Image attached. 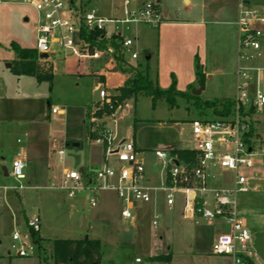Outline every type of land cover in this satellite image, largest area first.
Segmentation results:
<instances>
[{
    "label": "rangeland",
    "instance_id": "374dc122",
    "mask_svg": "<svg viewBox=\"0 0 264 264\" xmlns=\"http://www.w3.org/2000/svg\"><path fill=\"white\" fill-rule=\"evenodd\" d=\"M78 1L97 6L103 15L111 16L112 6L122 0ZM202 3L203 0H190L189 3L160 0L159 7L162 12H168V19L197 20L200 19ZM253 6L263 9L261 4ZM229 10L217 16L210 13L206 16L204 53L207 64L201 68L205 80L200 84L196 74L192 88L184 90L185 94L195 97L174 94L170 103L164 97L154 101L142 93L125 100L122 109L113 115L104 111L107 102L119 93L120 88L129 84L137 71L144 70L147 63L150 64V78L156 81L158 28L140 24H131L129 29L122 26L123 34L133 39V49L139 58L128 56L131 62L119 63L120 68L115 72H106L111 68L100 67L96 60H84L79 65L83 61L61 53L45 60L38 59L40 72L50 71L55 61L53 80L39 82L34 77L19 78L12 71L17 58L12 43L29 48L36 46V10L26 4L0 6V166L11 169L14 156L22 148L30 152L31 159L25 167L26 189H4L2 186L16 182L0 172V264H54L55 239L80 240L83 236L100 240V264H136L137 257L142 260L137 264H231L228 257L214 254L212 249L217 235L227 231L225 222L187 220L181 215V200L173 209H163V225L155 228L153 212L146 211L144 206L135 218L122 217V203L113 190L99 191L97 204L92 206L89 196L93 192L85 187L86 176L82 180L84 187L78 188L73 197L69 196L68 189L59 187L65 168L80 172L84 169L87 176L93 178L97 169L102 167L103 146L92 143L90 132L99 134L108 128L119 138L134 139L143 151L146 167L154 181L161 169V161L154 155L156 149L195 147L191 121L218 117L210 109L199 108L195 102L233 99L237 93L239 57L235 22L238 18L235 9ZM138 27L149 30L147 37L142 36L147 40L146 46L142 45L141 35L136 34ZM114 28V24H107L109 32ZM261 40L264 42V35ZM151 51H154L153 59H146ZM85 63H94L97 68L101 80L97 85V76L83 66ZM101 88H105L107 96L99 100ZM200 89H203L201 93L196 94L195 90ZM53 106L62 111L53 116ZM252 119L264 137V106L253 110ZM60 149L65 152L61 159ZM38 154L39 160L35 159ZM258 167L260 177L252 180L251 190L239 192L236 199L238 214L246 218L250 232L256 237L258 233L262 239V252L258 249V254L264 264L263 153L258 157ZM232 177L230 171L219 172L209 184L213 187L229 185ZM258 185L261 189H257ZM25 213L28 217L38 214L41 218L46 232L40 235V245L35 244L29 234ZM15 231L30 235L26 245L28 256L17 255L12 246ZM15 244L19 246L18 242ZM160 254H171L172 260L169 263L154 261V256Z\"/></svg>",
    "mask_w": 264,
    "mask_h": 264
},
{
    "label": "built area",
    "instance_id": "2783aa9c",
    "mask_svg": "<svg viewBox=\"0 0 264 264\" xmlns=\"http://www.w3.org/2000/svg\"><path fill=\"white\" fill-rule=\"evenodd\" d=\"M159 2L122 0L112 6L111 16L103 15L97 6L78 0H0V6L26 4L36 10L35 48L39 54H47L42 59L64 53L80 61L96 60L103 68H113L114 65L117 68L120 62L116 59L111 39L114 35L121 36L117 41L123 63L127 56L138 59L139 54L133 49L134 41L123 34L122 26L129 29L131 24H140L159 28L165 20ZM107 24H114L115 28L109 32ZM236 25L239 64L233 106L228 115L191 121L195 147L186 149L193 151V158L180 157L173 152L174 149H156L154 155L161 161L164 178L161 184L151 185L146 177V164L139 156L135 141L118 139L112 130L105 128L92 139L93 143L103 146L104 163L93 178L86 177L85 187L93 192L89 196L92 206L97 204L99 191L113 190L122 203L121 216L126 219L135 218L142 206H153L152 223L155 228L161 226L162 218L157 206L159 195L170 208L180 199L185 219L193 222L200 219L222 220L229 228L214 240V254L228 257L231 264H255L252 234L246 218L238 214L236 196L239 192L251 190L252 180L261 174L258 157L264 154V137L252 119V112L264 106V65L258 63L263 56L264 13L258 7L243 5ZM103 40H107L108 44L102 46ZM99 96L101 99L107 96L105 88L100 89ZM110 103L108 101L107 105ZM121 109L122 105L117 112ZM61 111L57 106L51 108L53 116ZM114 120L117 118L114 117ZM58 154L61 159L65 152L60 149ZM224 171L233 173L231 183L211 186L209 180ZM0 172L4 174L2 166ZM8 173L16 183L2 186L4 189L18 191L28 187L24 183L25 163L21 157L14 158ZM83 177L79 170H67L59 187L68 189L69 196L73 197L78 188L84 187ZM26 222L34 241L32 232L42 233L41 218L36 214ZM29 234L13 233L12 246L16 248L17 255H29L26 247ZM141 262L140 257L135 258L136 264Z\"/></svg>",
    "mask_w": 264,
    "mask_h": 264
},
{
    "label": "crops",
    "instance_id": "0c3cea01",
    "mask_svg": "<svg viewBox=\"0 0 264 264\" xmlns=\"http://www.w3.org/2000/svg\"><path fill=\"white\" fill-rule=\"evenodd\" d=\"M136 1L142 2L144 0H136ZM184 1L186 3L190 2V0H184ZM257 4L262 5V8H263L262 11L264 13V0H203L202 9H201V13H200V19H197V20L168 19V12H163L164 16H165V20L162 22V24L158 28V36H157L158 37V50L156 53V62H155V66H154L155 77H156V80L158 81L159 86L163 89L168 88L170 86V83L172 80L171 75L174 74L176 76V79H177L178 90L184 92V90H186L189 85L194 84V82L196 80L197 69L199 67H200V69L205 68V66L207 64L206 59H205V53H204L205 47H206V38H207V27L205 25L208 22L206 20V16L209 13L211 16H217L221 13H223V14L228 13L230 11L229 9L233 8V9H235V11L237 13V18H238L239 10L243 5L253 6V5H257ZM236 22H235V24H236ZM136 31H137L136 34L139 37H140V35L142 37L144 34H145V37H147L149 35L148 29L145 30L144 28L138 27V28H136ZM237 38H238V35H237ZM146 41L147 40H145L142 37V45L146 46V44H147ZM25 48H29V47H25ZM262 51H263V56L258 61V63L264 65V42H263V40H262ZM237 54H238V51H237ZM147 55H151L150 59L152 60L153 56H154V51H151ZM16 56H17V58L15 61H17L19 59L17 54H16ZM39 58H41V59L43 58L41 56V54H40ZM82 61L83 62H79V65H80V63H84V60H82ZM126 61L131 62L130 60H128V56H127ZM54 63H55V61H54ZM54 63L52 65V68L54 67ZM97 65H99V63ZM83 66L85 68L91 69V72H93L94 75L97 76V78L95 80L96 85H97V83L101 82V80L97 74V71H96L97 68L94 66V63H89V64L85 63V64H83ZM112 67L113 68L107 70L106 72H108V71L109 72H115L113 70L114 68H116L115 65ZM52 68H51V71L53 74ZM118 68H120V67H117V70H118ZM220 70H217V71H220ZM17 76L19 78L34 77V76H29V75H17ZM34 78H36V77H34ZM100 99H101V97L99 98V100ZM91 131H94V130L91 129ZM30 132H33V131L30 130ZM0 135L2 136V133H0ZM116 137L119 139V137L117 135H116ZM120 138H122V137H120ZM18 142H20V141L18 140ZM92 143H93V141H92ZM93 144H95V143H93ZM135 144H136V142H135ZM74 145L79 146L80 143H74ZM184 148L186 149V148H193V147H182V148L173 147L170 150L184 149ZM138 150L140 153L139 154L140 158L145 162V159L142 156L143 151H140L139 148H138ZM103 152H104V148H103ZM1 157L3 158L2 150H1ZM16 157H21L23 159V161L25 163V167L31 161L30 152L24 148H22L18 152V154L14 156V158H16ZM103 157H104V153H103ZM39 158H40V154H38L37 158H35V159L39 160ZM258 169L261 173V170L259 167H258ZM67 170H70V169L65 168L63 173ZM81 172H82L83 176L88 177L87 173H85L84 169ZM62 176H63V174H62ZM146 177H147V181L149 184L159 185L163 181L164 173H163V170L161 168L158 171L157 177L154 181V178L152 177L151 172H149V169H147V167H146ZM257 189H261V186L258 185ZM161 196L162 195L160 194L159 200H158L159 202H158L157 206H158L160 212L162 213L163 209L165 207H168V206L165 205L164 200H163V196L162 197ZM161 198H162V201H161ZM176 204H177V202H176ZM176 204H175V206H176ZM174 207H172V208L168 207V208L171 210ZM144 208L146 211L150 212V211H152L153 206H144ZM23 211L25 212V209H23ZM182 213H183V204L181 206V215H182ZM24 215H25V219L27 221V219L29 217L26 215V213ZM197 222H195V223H197ZM161 225H163V222H161ZM248 226H249V223H248ZM250 228H251V226H250ZM228 230H229V228H227V231ZM45 232H46V230L42 228V234H44ZM251 234H252V238H253V242H254V248L256 251L255 264H262V259H261L260 255L258 254V252H259L258 249L262 252V247H263L262 239L260 238L258 233H257V235H258L257 237L254 236L252 231H251ZM171 260H172V255H171L170 261Z\"/></svg>",
    "mask_w": 264,
    "mask_h": 264
},
{
    "label": "trees",
    "instance_id": "16d2710c",
    "mask_svg": "<svg viewBox=\"0 0 264 264\" xmlns=\"http://www.w3.org/2000/svg\"><path fill=\"white\" fill-rule=\"evenodd\" d=\"M121 36L114 35L113 39H111L110 43L114 46L116 51V59L120 62H124L123 55L120 51V45L117 39H120ZM108 44L107 40H103L101 45L105 46ZM12 47L18 55V60L16 61L12 71L16 75H29L36 77L37 81H52L53 74L52 71L48 72H40V68L38 66V59L40 54L35 48H25L20 46L18 43L13 42ZM135 70V69H134ZM137 71V70H136ZM150 68L149 64L145 65V69L136 73L133 79L129 80V84L120 88L119 93L116 94L111 103L106 105L105 110L107 113H115L117 108L127 99L137 96L138 94H146L151 96L155 101L159 98L164 97L172 102V96L174 94L185 95L186 97H195V95H187L184 92L178 90L177 88V79L174 74L171 75V84L168 88L163 89L159 86L158 81H153L150 78ZM197 77L200 84L204 83L205 74L202 73L200 67L197 69ZM131 82V83H130ZM192 88V85L188 86ZM195 89V88H194ZM195 104L199 108L210 109L217 116H225L228 115L233 106V100L230 98H224L219 101H205L195 102ZM100 133L96 134L90 132V136L92 139L99 136ZM70 144V142H68ZM174 153L178 154L183 158H193V151L190 149H174ZM34 241L37 245H40L41 234L32 232ZM101 242L98 239H90L88 236L83 240H71V239H55L53 242V259L54 264H93L94 262H98L100 264L101 259ZM171 259V255H156L154 256V261H164L169 263Z\"/></svg>",
    "mask_w": 264,
    "mask_h": 264
},
{
    "label": "water",
    "instance_id": "95a60500",
    "mask_svg": "<svg viewBox=\"0 0 264 264\" xmlns=\"http://www.w3.org/2000/svg\"><path fill=\"white\" fill-rule=\"evenodd\" d=\"M41 56H42L43 58H45V57H47V54H41ZM150 58H151V55H147V56H146V59H150ZM9 65H10V64H9ZM113 70L116 71L117 68H114ZM201 91H202L201 89H200V90H195V93H196V94H199V93H201ZM2 170H3V173H4L5 176H8V175H9V173H8V168H7L5 165L2 166ZM85 237H86V236H83V237L81 238V240L85 239ZM93 264H98V262L96 261V262H94Z\"/></svg>",
    "mask_w": 264,
    "mask_h": 264
}]
</instances>
